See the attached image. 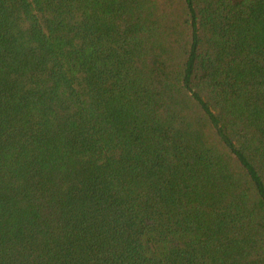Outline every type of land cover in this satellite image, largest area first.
<instances>
[{
	"label": "trees",
	"instance_id": "obj_1",
	"mask_svg": "<svg viewBox=\"0 0 264 264\" xmlns=\"http://www.w3.org/2000/svg\"><path fill=\"white\" fill-rule=\"evenodd\" d=\"M0 264H264V0H0Z\"/></svg>",
	"mask_w": 264,
	"mask_h": 264
}]
</instances>
